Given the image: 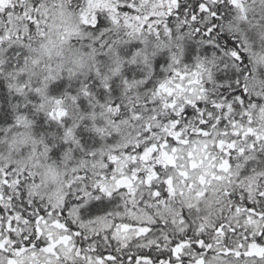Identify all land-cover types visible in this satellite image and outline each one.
<instances>
[{"label": "snow or ice", "instance_id": "snow-or-ice-1", "mask_svg": "<svg viewBox=\"0 0 264 264\" xmlns=\"http://www.w3.org/2000/svg\"><path fill=\"white\" fill-rule=\"evenodd\" d=\"M0 146V264H264V0H0Z\"/></svg>", "mask_w": 264, "mask_h": 264}, {"label": "clouds", "instance_id": "clouds-1", "mask_svg": "<svg viewBox=\"0 0 264 264\" xmlns=\"http://www.w3.org/2000/svg\"><path fill=\"white\" fill-rule=\"evenodd\" d=\"M46 58V57H45ZM54 63L56 62L55 59L53 61ZM61 171H63V166H61ZM58 189V184L53 183L52 181H49V190H50V194L55 196L56 191ZM133 219H136L135 217H133Z\"/></svg>", "mask_w": 264, "mask_h": 264}, {"label": "trees", "instance_id": "trees-1", "mask_svg": "<svg viewBox=\"0 0 264 264\" xmlns=\"http://www.w3.org/2000/svg\"><path fill=\"white\" fill-rule=\"evenodd\" d=\"M133 43H135V41H133ZM69 111H71V109L69 108ZM102 123V120H101V118L98 116L97 117V124H101ZM0 147H2V146H0ZM29 147H30V145H29ZM25 151H27V148L25 149Z\"/></svg>", "mask_w": 264, "mask_h": 264}]
</instances>
